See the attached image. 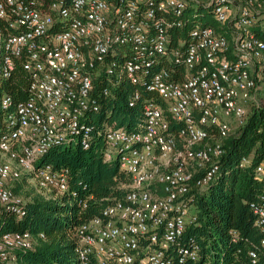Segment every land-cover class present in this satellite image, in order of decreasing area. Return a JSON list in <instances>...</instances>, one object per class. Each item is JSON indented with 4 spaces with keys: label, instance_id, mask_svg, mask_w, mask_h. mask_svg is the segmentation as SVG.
<instances>
[{
    "label": "built area",
    "instance_id": "2783aa9c",
    "mask_svg": "<svg viewBox=\"0 0 264 264\" xmlns=\"http://www.w3.org/2000/svg\"><path fill=\"white\" fill-rule=\"evenodd\" d=\"M189 0H0V83L19 62L29 84L24 100L0 92V214H24L26 199L13 183L22 176L45 198L69 192L68 172L38 163L52 147L103 142L102 157L129 176L126 194L73 231L77 264H193L200 247L186 229L197 220L193 197L217 177L223 139L235 134L264 97V38L252 27L258 0H207L230 37L200 23L168 51L166 22L157 14L184 13ZM174 60L179 68L169 67ZM177 70V71H176ZM176 76V78H175ZM132 86L128 105L144 99L132 129L91 117L100 110L95 81ZM140 89V90H139ZM102 94H109L102 88ZM250 162L243 157L240 166ZM262 183L250 204L262 237L248 264H264ZM233 240L237 232H229ZM43 233L0 234V264L34 248Z\"/></svg>",
    "mask_w": 264,
    "mask_h": 264
},
{
    "label": "trees",
    "instance_id": "16d2710c",
    "mask_svg": "<svg viewBox=\"0 0 264 264\" xmlns=\"http://www.w3.org/2000/svg\"><path fill=\"white\" fill-rule=\"evenodd\" d=\"M206 1L189 0L184 13L178 17L172 12L157 14L163 16L166 22L182 20L180 27H167L168 51L176 46L183 49L179 43L187 41L195 23L211 26L230 37L228 29L214 18L212 8L205 4ZM49 2L35 0L34 4L46 9ZM258 2L261 8L252 30L264 38V0ZM174 65L172 60L169 67L179 68ZM28 84L29 76L16 62L10 76L1 81L0 92L9 94L13 102H19L26 98ZM105 86L109 90L107 96L102 94ZM131 89L132 86L126 82L112 86L105 80H96L94 94L100 102V110L91 117V122L97 128L103 122H115L117 126L132 129L141 117V102L157 98L154 93L141 89L138 102L129 106ZM2 130L0 126V132ZM102 147L101 139L89 148H83L75 141L52 147L40 158L38 163L67 170L69 192L48 199L34 187L27 194L21 217L8 212L0 214V234L23 230L35 235L44 234V239L38 238L33 249L17 252L15 264H77L73 240L75 227L100 216L106 206L123 198L127 190L123 185L129 183V176L119 169L117 161L103 160ZM223 148L216 179L193 197L197 220L185 232V237H191L200 247L199 259L193 264H248L247 250L262 237L260 230L254 226L250 204L262 187V183L255 179L253 170L256 164L264 160L263 103L251 108L244 125L235 134L223 139ZM243 157L250 158V162L240 166ZM25 179L28 177L22 176L18 181L26 183ZM20 188V185L12 187L16 193ZM231 230L238 234L235 240L229 234Z\"/></svg>",
    "mask_w": 264,
    "mask_h": 264
},
{
    "label": "rangeland",
    "instance_id": "374dc122",
    "mask_svg": "<svg viewBox=\"0 0 264 264\" xmlns=\"http://www.w3.org/2000/svg\"><path fill=\"white\" fill-rule=\"evenodd\" d=\"M262 92L264 94V89ZM260 101H261V104L262 103L264 104V97H262V99ZM25 180H26V183L18 181V183H16V184L14 182L13 186L20 185L21 188H20L19 194L22 195L27 200V194L30 192V190H32L34 188V185H33V182L30 181L29 179H25Z\"/></svg>",
    "mask_w": 264,
    "mask_h": 264
}]
</instances>
